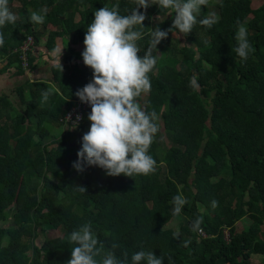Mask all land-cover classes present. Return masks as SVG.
Masks as SVG:
<instances>
[{"label":"trees","instance_id":"obj_1","mask_svg":"<svg viewBox=\"0 0 264 264\" xmlns=\"http://www.w3.org/2000/svg\"><path fill=\"white\" fill-rule=\"evenodd\" d=\"M251 3L217 0L218 22L210 29L197 23L187 36L181 34L183 43L170 38L179 33L173 30L157 45L151 91L138 98L159 116L160 130L149 149L156 170L127 177L108 176L97 166L77 172L72 164L90 127V106L75 126L63 117L78 99L76 91L92 79L84 49L73 46L83 45L93 12L118 4L119 13L127 15L134 0H9L18 18L0 28V72H23L14 49L27 35L35 40L46 35L50 51L59 36L70 46L60 61L62 72L53 64L50 79L16 88L24 107L0 93V264H66L74 246L68 236L85 223L103 245L98 261L116 243V256L127 251L129 264L140 250L162 256L163 264L169 257L171 264H254L253 256L264 264V2L255 8ZM43 8L44 22L32 23L30 13ZM207 8L198 19L207 16ZM154 14L162 18L160 26H153ZM249 15L246 27L255 51L242 61L234 52L235 33L237 21L243 24ZM174 16L158 5L146 10L138 55L148 47L149 30L169 29ZM193 77L198 89L190 87ZM45 90L51 95L42 102ZM177 194L188 203L174 217L171 201ZM198 216L204 236L190 227ZM243 217L247 227L238 226ZM48 229L57 235L47 238Z\"/></svg>","mask_w":264,"mask_h":264},{"label":"clouds","instance_id":"obj_2","mask_svg":"<svg viewBox=\"0 0 264 264\" xmlns=\"http://www.w3.org/2000/svg\"><path fill=\"white\" fill-rule=\"evenodd\" d=\"M208 3L209 0H134L136 6L127 15L119 13L118 4L111 8L101 7L93 12L94 18L86 29L84 50L81 53L83 64L92 70V79L75 93L91 109L87 116L90 127L82 135L77 160L72 164L77 172H83L90 166L103 169L108 176L132 177L155 172L157 162L149 155V149L160 130L159 116L155 110L149 111L147 104L142 107L138 98L151 91L149 74L155 69L158 59L153 52H157V45L167 38L169 32L177 30L187 36L197 23L210 29L218 22L215 13L198 19L201 7ZM152 5L171 10L175 16L169 29L156 27L149 30V44L141 57L138 55L141 50L137 42L145 35L140 29L144 28L146 10ZM46 13V8L39 12L33 11L30 21L42 24ZM17 18L9 8V0H0V28L15 24ZM235 40L237 46L234 52L242 61H246L255 49L248 39L247 27L239 21ZM3 44L4 34L0 32V47ZM62 50H59L60 72L63 71L60 63ZM189 83L193 89L199 88L196 77ZM50 95L51 90L43 91L42 102H47ZM76 187L85 193V187ZM171 203L172 215L178 217L188 200L182 194H177ZM211 203L213 207L218 204L215 200ZM202 223L203 217L198 216L192 221L191 230L201 231ZM175 237H179V232ZM68 242L74 246L66 264H129L127 251L122 253V258L116 256L114 250L119 247L116 243L111 245L110 250L104 251L101 260L95 259L103 250V245L89 223L72 231ZM189 242L185 241V246ZM130 259L131 264H141L142 261L145 264H163L164 260L162 256L154 255L153 251L144 250L132 253ZM168 260L171 264V257Z\"/></svg>","mask_w":264,"mask_h":264},{"label":"crops","instance_id":"obj_3","mask_svg":"<svg viewBox=\"0 0 264 264\" xmlns=\"http://www.w3.org/2000/svg\"><path fill=\"white\" fill-rule=\"evenodd\" d=\"M42 38H43L42 41L44 43V40L46 39V35L43 36ZM39 40H35L31 53L35 57V59L30 65V67L27 69H23L22 73H17L15 68H9L5 71L0 72V85H2L4 79L9 77L12 78L14 82H18L19 80H21V83L19 85L16 84L15 86V91L17 92L18 90L16 88L22 85L26 81L33 82V81H42V80L44 81L49 79L50 66L58 63L59 61V54H60L59 50L63 49L62 54L60 56V61L62 60L63 54L66 52L64 48H62L63 38L59 36L55 39L54 49L51 51L47 50L45 45H43ZM81 46H82L81 44H76L73 46V48L80 50L82 48ZM3 64L4 62H0V68L3 66ZM26 92L27 91L25 90L23 93V96L25 98L27 96ZM0 93H4V92H0ZM22 105H24V103ZM54 130L55 128L52 129V132H54Z\"/></svg>","mask_w":264,"mask_h":264},{"label":"rangeland","instance_id":"obj_4","mask_svg":"<svg viewBox=\"0 0 264 264\" xmlns=\"http://www.w3.org/2000/svg\"><path fill=\"white\" fill-rule=\"evenodd\" d=\"M217 0H209V9L207 10V15L211 14V13H215L216 17H217V9L215 8V2ZM264 2V0H252V3H251V6L252 7H258L259 5H261L262 3ZM203 7V6H202ZM201 7V9H202ZM164 18L167 17V16H163ZM249 17H251L250 15L248 16L247 19L244 20L243 24L246 26V23H247V20L249 19ZM162 21V18L160 17H157L155 14L153 15V20H152V23H153V26H160L161 25V22ZM172 40H175V38H180L181 40V43H183V38H182V35L181 33H173L170 37ZM42 36L40 38L39 41H41V43L44 45L43 41H42ZM69 40H67L66 37H63V45H62V48H64V50L67 52H69ZM82 48L81 49H84V45L81 46ZM50 75H51V72H50ZM8 77V76H7ZM50 79V77H49ZM21 83V80H19L18 82H14L12 78H6L4 79L2 85H0V92H4V93H7L9 96H11V98L13 99V101L18 104L20 107H23L24 105H22L23 103L20 102V98L18 97L17 95V92L15 91V86L16 84L19 85ZM13 91V92H12ZM141 104V103H140ZM62 129V127H58V128H55L54 132L55 134L57 132H60ZM54 133L52 135H55ZM249 225V219L243 217L240 222H238V226L239 227H247ZM238 227V228H239ZM57 235V231L56 230H51V229H48L46 230L45 232V236L47 238H51V237H54ZM252 261L254 264H262L261 260H260V257L258 256H253L252 257Z\"/></svg>","mask_w":264,"mask_h":264},{"label":"built area","instance_id":"obj_5","mask_svg":"<svg viewBox=\"0 0 264 264\" xmlns=\"http://www.w3.org/2000/svg\"><path fill=\"white\" fill-rule=\"evenodd\" d=\"M35 38L32 35H27L22 43L14 49V51L18 52V58L20 61V65L23 69H27L29 67L28 58L29 54L32 52L34 46ZM87 103H82L79 99H74L72 101L71 106L67 109L64 114L63 121L66 125L75 126L77 125L83 117V113L87 108ZM79 117V120H77ZM203 236L205 233L199 231ZM225 232V239L228 240V233Z\"/></svg>","mask_w":264,"mask_h":264}]
</instances>
